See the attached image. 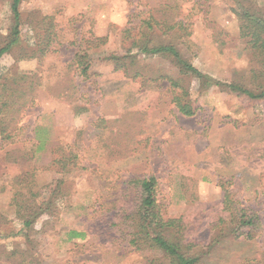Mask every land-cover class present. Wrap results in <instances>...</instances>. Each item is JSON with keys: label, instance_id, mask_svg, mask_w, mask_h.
Segmentation results:
<instances>
[{"label": "rangeland", "instance_id": "obj_1", "mask_svg": "<svg viewBox=\"0 0 264 264\" xmlns=\"http://www.w3.org/2000/svg\"><path fill=\"white\" fill-rule=\"evenodd\" d=\"M232 7L230 0L21 3L23 18H50L55 40L43 58L16 65L55 84L51 94L38 88V105L24 112L15 140L0 147V264H167L158 252L127 246L117 226L126 181L142 175L156 178L165 215L197 224L192 230L206 245L222 226L217 223L223 214L221 185L227 187L241 206L257 212L260 227L251 238H221L198 264H264V101L216 87L199 91L198 81L191 79L195 113L183 116L172 104L166 82L149 80L159 74L177 75L167 60L134 50V67L147 80L125 77L108 59L112 53L124 54L122 29L132 27L136 33L141 20L153 14L156 20L168 17L170 23L187 24L189 47H179L198 70L223 82L246 80L253 64ZM8 18V0H0V33H5ZM153 29L155 40L165 42V28ZM23 34L24 40L33 41L31 27L24 26ZM79 42L92 58L89 79L71 67ZM13 65L12 55L1 57L0 70ZM80 103L86 109L78 112L73 104ZM28 139L42 149L22 163L16 148L31 146ZM70 150L78 154L77 166L68 165L61 173L53 160ZM32 168L28 185L12 179ZM56 179L63 181L56 214L40 216L27 236L14 200L38 204L43 194L36 193ZM208 223L215 226L210 235ZM70 231L84 232V237H72Z\"/></svg>", "mask_w": 264, "mask_h": 264}, {"label": "trees", "instance_id": "obj_2", "mask_svg": "<svg viewBox=\"0 0 264 264\" xmlns=\"http://www.w3.org/2000/svg\"><path fill=\"white\" fill-rule=\"evenodd\" d=\"M23 1L8 0V26L5 33H0V59L4 54H10L14 58L13 66L0 70V147L15 140L21 130L19 122L24 112L38 105V88H43L51 94L55 84L52 85L49 78L41 81V77H38L37 73L21 70L16 65L21 60L43 58L51 51L50 46L55 40V31L51 29L49 17L31 15L23 18L20 10ZM230 1L233 3L231 10L238 22V35L244 40L245 50L249 56L248 60L250 64H253L252 67L250 66L249 76L246 80L241 78L223 82L198 70L179 47L180 44L185 45L186 48L189 47L187 24H183L181 20L170 23L168 17L156 20L153 14H149L148 18L141 20V25L136 33L133 32L132 27L122 29L124 54L112 53L108 59L113 62L116 70H120L125 77L133 79H147L134 67L136 63L135 54H132L134 50L145 56L158 55L167 60L176 69L177 75L159 74L149 80L166 82L171 102L183 116H192L195 113V106L190 99L188 86L191 79L198 81L199 91L216 87L219 91L236 97L250 101H264V0ZM166 3L165 6H168L169 2ZM154 25H161L165 28L163 29L167 36L165 42L155 40ZM177 25L178 29H174ZM24 26L31 27L32 42L24 40ZM180 31L181 33L178 35ZM176 39H179L180 42L175 43ZM94 40L100 41L101 39L95 37ZM105 40L106 38L104 41L102 39V42ZM87 48L82 47L79 42L77 51L70 62L71 67L74 68L73 71L83 79L90 78L92 58ZM73 79L74 75H72ZM72 88L74 92H78L75 84L72 85ZM74 105L78 112L86 109L81 103ZM100 119L102 123L105 121L103 118H99V121ZM35 128H33L34 131ZM27 141L31 146L25 144L20 150L16 148L22 163L32 160L36 150L42 149V144L33 143L29 139ZM76 160H78V154L70 150L67 155L63 153L60 157H55L53 161L60 168L59 172L64 173L67 171L68 165L77 166ZM13 161L17 162L18 159ZM33 174L34 168L23 172L22 175H14L12 179L23 183L22 186H24L26 183V185L30 183ZM262 181L264 184V174ZM62 183V179H56L54 182L46 184L41 192L36 193L37 195L43 194V198L38 204L32 200L31 202L14 200L16 216L20 220L21 226L25 231L27 230V236L29 232L33 231V225L40 216L56 214L55 203L62 196ZM125 186L126 191L123 195L125 200L119 206L120 220L117 223L122 238L127 242V246L135 251L162 254L167 264H198L201 257L220 242L221 238L242 236L251 238L260 227V218L257 212L249 207L241 206L234 198L232 191L221 185V211L223 214L217 219V223L222 226L216 233L211 232L210 235V231H213L215 226L212 223L206 225V231L208 230V234L212 236L206 245L204 244L205 240L197 239L195 231L192 230L196 229L197 224L183 223L180 217L165 215L158 202V183L153 175L131 176ZM111 226H116V224L111 223ZM68 234L72 237H84V232L70 231ZM38 262L34 261V263Z\"/></svg>", "mask_w": 264, "mask_h": 264}]
</instances>
